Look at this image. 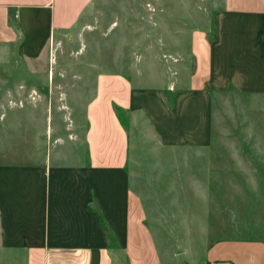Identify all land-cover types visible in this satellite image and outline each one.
Instances as JSON below:
<instances>
[{
  "label": "rangeland",
  "instance_id": "obj_1",
  "mask_svg": "<svg viewBox=\"0 0 264 264\" xmlns=\"http://www.w3.org/2000/svg\"><path fill=\"white\" fill-rule=\"evenodd\" d=\"M222 8L94 0L86 27L53 38L38 59L0 42V149L21 163L82 157L95 73L116 70L142 91L118 110L124 170L162 263L201 264L221 241L264 244V93L239 91L220 73L190 85L191 32L207 28L212 42ZM0 264H22V254L0 253Z\"/></svg>",
  "mask_w": 264,
  "mask_h": 264
},
{
  "label": "crops",
  "instance_id": "obj_2",
  "mask_svg": "<svg viewBox=\"0 0 264 264\" xmlns=\"http://www.w3.org/2000/svg\"><path fill=\"white\" fill-rule=\"evenodd\" d=\"M93 1L0 0V42L38 59L53 38L86 27ZM214 28L212 42L207 28L191 32L190 85L220 73L239 91L264 93V0H223ZM95 75L82 157L68 150L21 163L0 149V253H20L22 264H166L129 187L127 133L114 110L131 109L142 91L116 70ZM201 264H264V244L221 241Z\"/></svg>",
  "mask_w": 264,
  "mask_h": 264
},
{
  "label": "trees",
  "instance_id": "obj_3",
  "mask_svg": "<svg viewBox=\"0 0 264 264\" xmlns=\"http://www.w3.org/2000/svg\"><path fill=\"white\" fill-rule=\"evenodd\" d=\"M114 110H115V113H116V115H117V118H118L119 122H120L121 125H122V120H121V118H120L119 111H118V110H120V108H118V107H114Z\"/></svg>",
  "mask_w": 264,
  "mask_h": 264
}]
</instances>
